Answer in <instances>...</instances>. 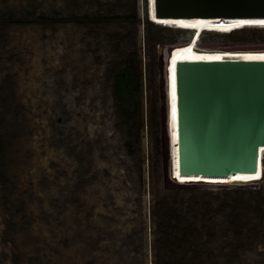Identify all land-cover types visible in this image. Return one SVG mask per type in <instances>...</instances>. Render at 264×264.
<instances>
[{
  "label": "rangeland",
  "instance_id": "rangeland-1",
  "mask_svg": "<svg viewBox=\"0 0 264 264\" xmlns=\"http://www.w3.org/2000/svg\"><path fill=\"white\" fill-rule=\"evenodd\" d=\"M144 3L0 0V264H264L263 173H179L181 68L177 177L198 184L165 187L159 59L172 46L173 61L182 55L191 34L150 26ZM232 33L201 43L264 45V29ZM138 61L134 116L117 106L114 80Z\"/></svg>",
  "mask_w": 264,
  "mask_h": 264
},
{
  "label": "water",
  "instance_id": "water-1",
  "mask_svg": "<svg viewBox=\"0 0 264 264\" xmlns=\"http://www.w3.org/2000/svg\"><path fill=\"white\" fill-rule=\"evenodd\" d=\"M143 10L151 22L150 0H145ZM154 11L158 19H264V0H155ZM182 30L191 34L181 48L185 50L195 32ZM162 49L166 51L159 59L165 187L168 190L187 189L198 183L181 182L177 177L172 90L175 46ZM195 52L263 54L264 45L211 48L200 41ZM180 73V143L183 139L185 169L257 171L264 160V64H191L182 66Z\"/></svg>",
  "mask_w": 264,
  "mask_h": 264
},
{
  "label": "bare ground",
  "instance_id": "bare-ground-1",
  "mask_svg": "<svg viewBox=\"0 0 264 264\" xmlns=\"http://www.w3.org/2000/svg\"><path fill=\"white\" fill-rule=\"evenodd\" d=\"M152 17L151 22H154L160 26L172 27L175 29H193L194 35L190 39V44L183 50L182 55L176 57L173 61V69H180L184 65L191 64H264V54L258 55L253 54L250 56H236L230 55V60L224 62V56H210L202 55L195 52V49L205 32L212 33H230L238 31L244 28H264V19H240L234 21H225V20H212V19H158L154 16L155 13V0H150ZM184 46V44H183ZM181 94V93H180ZM179 121L181 118V112L179 115ZM181 123V122H180ZM180 130V128H179ZM181 133V131H180ZM182 139V138H181ZM182 141L183 149V158L181 164H179V173L185 178H203L207 179L208 177L212 178H221L229 177L233 180L243 178L246 182H255L263 179H258L257 177H252L253 175L263 173V163L260 162L259 168L257 171H187L184 167V142ZM264 150V148L262 149ZM264 154V151H263ZM178 173V174H179ZM235 176V177H232ZM264 178V175H262ZM242 179V178H241Z\"/></svg>",
  "mask_w": 264,
  "mask_h": 264
},
{
  "label": "trees",
  "instance_id": "trees-1",
  "mask_svg": "<svg viewBox=\"0 0 264 264\" xmlns=\"http://www.w3.org/2000/svg\"><path fill=\"white\" fill-rule=\"evenodd\" d=\"M86 18L87 17H83V19ZM146 21L150 26L158 27L157 26L158 24L155 25L156 23L154 22L151 23L147 18ZM242 30H248V29H242ZM258 55H262V54H258ZM114 92H115L117 106L122 110V112H124L125 114L126 113L134 114V116L137 113H141L143 106V98H142L143 69L139 61L137 62L136 65L135 64L125 65L116 72L115 80H114ZM143 126H144L143 123H141L140 130H142ZM262 163L264 167V160L262 161Z\"/></svg>",
  "mask_w": 264,
  "mask_h": 264
}]
</instances>
